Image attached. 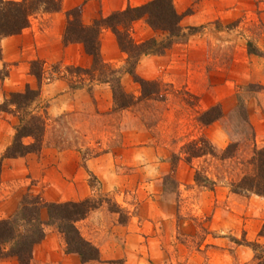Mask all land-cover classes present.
<instances>
[{
    "label": "rangeland",
    "instance_id": "374dc122",
    "mask_svg": "<svg viewBox=\"0 0 264 264\" xmlns=\"http://www.w3.org/2000/svg\"><path fill=\"white\" fill-rule=\"evenodd\" d=\"M149 1L63 0L59 12L38 13L20 35L0 41V107L27 84L36 88L29 62L40 59L41 103L49 117L40 152L0 163V219L20 215L37 198L43 204L103 202L76 223L99 260L82 263L66 253L63 237L46 224L31 264H254L264 252V199L229 189L248 172L255 148H264V56L247 50L251 43L264 53V0H173L185 37L163 55L142 57L135 69L140 78L162 83L163 101L140 100L127 73L121 87L137 103L122 111L113 109L110 85L69 87L67 67L88 69L92 61L82 45L63 44L67 12L79 8L82 22L91 25ZM132 36L138 43L162 38L142 20ZM100 49L106 64L125 68L126 55L108 29ZM217 104L223 117L200 124V112ZM9 108L12 113L0 112V158L18 125ZM200 137L217 157L182 160L172 174L173 155ZM230 143L238 144L237 152L223 160ZM195 171L214 182L212 190L194 181ZM41 219L48 221L45 208ZM6 258L18 264L11 256L0 257V264Z\"/></svg>",
    "mask_w": 264,
    "mask_h": 264
},
{
    "label": "trees",
    "instance_id": "16d2710c",
    "mask_svg": "<svg viewBox=\"0 0 264 264\" xmlns=\"http://www.w3.org/2000/svg\"><path fill=\"white\" fill-rule=\"evenodd\" d=\"M63 0H0V41L5 38L20 35L30 25V19L38 13H57ZM142 20L154 33H160L161 39L151 37L142 42H136L132 36L133 24ZM182 17L176 12L173 0H150L140 6H127L123 10L113 12L107 17H99L91 25L82 22L81 10L78 8L67 12L66 24L62 34L64 45L80 44L87 56L91 58L90 68L77 66L67 67L71 76L70 88L78 90L91 89L94 83L111 86L114 111L126 110L137 102L133 95L127 94L121 87V76L127 73L133 77L139 86L140 100L163 101L162 83L157 80H145L135 73L137 64L142 57L165 54L178 40L185 37L181 26ZM104 29L113 34L117 47L126 55L125 68L114 69L106 64L101 57L100 36ZM195 30V29H190ZM248 54L263 57L264 53L258 48L247 44ZM1 57V48H0ZM44 62L35 59L29 62V75L36 81V88L29 84L21 92L10 93L0 107V112L17 115L18 125L10 145L0 158V163L6 159L23 157L42 150L49 117L46 106L41 103V87L44 81ZM33 106V109H32ZM10 110V111H9ZM223 117L221 105L217 104L201 111L197 121L208 126ZM25 140H30L26 143ZM238 144L230 143L221 155V159L233 158ZM217 157L209 141L200 137L183 145L178 155H173L172 174L177 164L184 160L190 163L193 159L204 156ZM248 172L229 185L230 192L236 195H256L264 199V148H255L252 156L246 161ZM194 181L210 188L214 185L207 177L195 171ZM101 200L88 198L78 202L41 203L37 198L33 206L23 207L20 215L13 218L0 219V257H14L18 264H31L33 248L44 239L46 224L54 226L65 242V251L75 254L82 263L99 260L98 250L82 238L76 228V223L102 205ZM47 211L48 221L41 219V209ZM118 209V207H117ZM114 212V211H112ZM23 232H20V227ZM263 232V230H262ZM260 232L259 236L264 234ZM253 250L260 248L258 243H247ZM254 264H264V252L256 255Z\"/></svg>",
    "mask_w": 264,
    "mask_h": 264
},
{
    "label": "crops",
    "instance_id": "0c3cea01",
    "mask_svg": "<svg viewBox=\"0 0 264 264\" xmlns=\"http://www.w3.org/2000/svg\"><path fill=\"white\" fill-rule=\"evenodd\" d=\"M10 38V37H9ZM1 64V61H0ZM45 246V244L42 243V247ZM48 250V254H52L53 252H51L49 249ZM7 262V264H15V261L13 260V258H6L5 261H2L1 263ZM45 264V263H42Z\"/></svg>",
    "mask_w": 264,
    "mask_h": 264
}]
</instances>
